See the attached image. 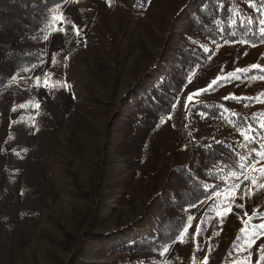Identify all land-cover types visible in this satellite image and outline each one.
Returning a JSON list of instances; mask_svg holds the SVG:
<instances>
[{
  "label": "trees",
  "instance_id": "obj_1",
  "mask_svg": "<svg viewBox=\"0 0 264 264\" xmlns=\"http://www.w3.org/2000/svg\"><path fill=\"white\" fill-rule=\"evenodd\" d=\"M5 1H8L6 5ZM68 2L0 0V264H16L40 228L47 199L53 200L57 196L52 173L58 152L56 133L59 128L49 129V123L44 124V119H49V111L45 114L44 109L38 114L34 142L31 141L33 132L28 128L22 134L26 141L7 143L6 140L17 138V130H12L10 124L25 117L11 105L18 95L24 94L23 87L29 83L30 72L43 60L45 40L53 28L55 16ZM261 21H264V0H203L194 11L186 14L180 43L175 48L181 60L162 73L145 92H140L143 88L140 81L130 87L120 99V106L123 105L126 112L110 117L109 126L119 120L115 148L126 166L120 179H108L110 170L94 141L97 130L83 115L86 108L77 107L73 117L76 153L82 160L92 162L94 167L87 189L76 184L87 204L81 210L74 208L75 230L63 228L62 237L49 238L70 254L63 264L81 263L82 246L87 237L98 235L94 226L109 190L121 188L116 203L131 206L142 193L157 187L155 173L168 174L173 180L171 194L162 203L151 234H139L104 249L108 254L101 264H164L165 255L168 254V260L181 241L179 237L188 225V217H192L193 210L205 201L199 220L191 222L193 226L199 225L200 234H195L197 225L192 231L193 226L187 227L183 240L186 239L187 246L193 249L204 239L207 227H213L207 240L211 245L204 250L211 252L216 245L214 211L227 195H234L231 205L236 206L237 220L233 217L230 224H244L245 229L234 233L236 245L228 246L223 264H246L244 249L264 235V229L260 227L264 224V180L261 179L264 173L260 171L264 165L255 171L252 167L264 163L261 156L264 154V113L261 112L254 122L250 116L226 109L213 99L189 104L187 108L184 104L189 91L202 77L201 70L206 69L207 59L215 55L214 59L218 61L213 60V68L218 69L224 48L248 43L260 50L259 44H264V34L260 31L264 23ZM68 32L65 28V36ZM202 41L210 44V50L202 46ZM219 49L221 54H213ZM238 50L237 55L248 51L242 47ZM84 51L89 67L97 75L94 64L97 55L88 48ZM258 62H261L260 56ZM255 71L264 76V68L257 67ZM207 75L204 73V77ZM177 98L180 102L173 109L172 104ZM166 116L171 117L178 138L194 149L196 160L192 166L171 154L157 153L153 161L146 159L151 136ZM245 135L254 139L246 140ZM41 137L48 141L40 142ZM18 180L21 200L15 215L16 202L9 191ZM236 185H239L238 189ZM253 196L257 202L254 208L249 200ZM242 237H245L244 248L240 247L243 244L237 245Z\"/></svg>",
  "mask_w": 264,
  "mask_h": 264
},
{
  "label": "rangeland",
  "instance_id": "obj_2",
  "mask_svg": "<svg viewBox=\"0 0 264 264\" xmlns=\"http://www.w3.org/2000/svg\"><path fill=\"white\" fill-rule=\"evenodd\" d=\"M20 1L32 3L39 0ZM202 1L69 0L55 16L53 28L45 40L44 58L30 72L29 83L23 87L24 94L18 95L11 105L13 110L25 116L18 123L10 124L12 130H17V138L10 137L6 142L26 141L22 134L27 128L33 132L31 141L34 142L38 114L44 109L45 114L50 113L49 119H44V124L49 123V129L59 128L56 133L58 152L52 173L57 196L53 200L47 199V206L40 218V228L17 258L16 264H63L70 255L49 238L62 237L63 228L74 231V208L81 210L87 204L76 184L83 189L88 188L94 165L82 160L76 153L73 117L77 107L82 110V107L86 108L82 113L97 130L94 141L110 170L108 179L122 178L126 166L115 148L119 120L109 126L110 117L115 113L126 112V108L120 106V99L130 87L140 81L143 87L140 92H145L162 73L168 72L181 60L175 48L180 43L184 18ZM61 16L62 20L59 19ZM65 28L69 29L68 36H65ZM201 44L206 50H210L208 42L202 41ZM241 47L248 51L237 55ZM84 48L97 55L94 61L97 75L88 65V55ZM258 48L260 50L248 43L224 48L225 53L220 55L222 62L218 69L213 68V60L218 61L217 58L214 59L215 55L207 59L206 69L201 70L202 77L189 93L206 88L217 76H227L229 73H235V76L220 81L209 91L194 97L190 104L213 99L226 109L241 112L257 122L261 112L264 113V103L248 98L264 99V76L251 67L258 65L264 68V44H259ZM221 52L219 49L213 54ZM259 56L261 62H258ZM238 69L241 71H237ZM204 73L208 75L204 77ZM37 77L40 78L39 82ZM230 95L239 99H224ZM168 117L163 118L166 122L160 123L154 130L145 157L153 161L157 153L171 154L176 155L184 164L192 166L196 160L194 149L178 138ZM4 132L5 129L2 130ZM42 133L46 134L44 131ZM41 141L48 139L41 137ZM263 165L264 163L258 164L255 169ZM244 176L236 183L239 184ZM153 177L157 180V187L142 193L131 206L116 203L115 198L122 191L121 188L107 192L94 226L98 235L94 238L87 237L82 246L83 258L79 264H101L108 254L104 249L129 241L139 234H151L161 205L171 194L173 180L168 174L160 176L155 173ZM261 179L264 180V174ZM9 194L16 202L14 211L17 215L21 200L19 180ZM233 198L234 195H227L214 211L216 245L211 252L204 251L211 245L207 240L213 227H207L206 234L202 237L204 239L193 249L187 246L186 239L179 241L168 260V254L165 255L164 264H205V261L206 264H223L228 246L235 244L234 233L245 229L244 224H230L233 217L237 220L234 210L236 206L231 205ZM253 199L249 198L254 208L257 202L254 196ZM205 202L193 210L191 222L199 220ZM229 207L232 211L226 212ZM196 225L197 223L194 226ZM244 238H240V243L237 242V245L243 244L241 248H244ZM246 247V264H264V241L259 249ZM259 255L262 256L261 261L258 259Z\"/></svg>",
  "mask_w": 264,
  "mask_h": 264
},
{
  "label": "snow or ice",
  "instance_id": "obj_3",
  "mask_svg": "<svg viewBox=\"0 0 264 264\" xmlns=\"http://www.w3.org/2000/svg\"><path fill=\"white\" fill-rule=\"evenodd\" d=\"M59 19L62 20V19H63V16L59 17ZM261 23H264V21H261ZM260 31H261L262 34H264V28H262ZM46 39H47V37H46ZM251 67H252V68H257V67H259V66H258V65H252ZM237 71H241V70L238 69ZM234 76H235V73H229L227 76H217V78L214 79V80H212L211 83H210L206 88H204V89H199V90H197L196 92L189 93L188 96H187V100H186V102H185V104H184V107L187 108V107L189 106V104L193 102L194 97L199 96L201 93H204V92L209 91V90L212 89L214 86L218 85V84L220 83V81L225 80V79H229V78L234 77ZM39 80H40V78L37 77V81H38V82H39ZM189 82H191V77H189ZM45 85H47V80H45ZM262 95H264V94H262ZM229 98H232V99H239L238 97H235L234 95H230V96H226V97H224V99H229ZM248 99H255V100H257L258 102L264 103V99H261L260 97H255V98L249 97ZM179 102H180V101H179L178 98L173 102V104H172L173 109L176 107L177 104H179ZM38 106H39V105H37V107H38ZM168 119H171V117H168ZM165 122H166V121H165L164 119H162V120L160 121V123H165ZM262 126H264V125H262ZM250 128H251V126H249V130H250ZM244 138H245L246 140H252V139H254V137H252V136H250V135H245ZM253 151H255V149H253ZM261 155H262V157H264V154H261ZM241 167H243V165H241ZM252 167H253V170L255 171V170H256V169H255V166L253 165ZM260 171H261L262 173H264V168H261ZM245 178L247 179V177H245ZM255 183H256V181H253V184H255ZM235 188L238 189V188H239V185H236ZM240 207H243V205H240ZM231 211H232L231 207H229V208L226 210V212H231ZM192 219H193V217H191V216L188 217V225H187V227H190V226H191V221H192ZM187 227H185V229H184V233L187 232ZM260 227H261V229H264V224H261ZM200 232H201V229H200L199 225H197L196 233H195V234H196V235H199ZM184 233H181V235H180V237H179V239H180L181 241L183 240V235H184ZM167 250H168V249H165V251H167ZM205 264H206V261H205Z\"/></svg>",
  "mask_w": 264,
  "mask_h": 264
},
{
  "label": "crops",
  "instance_id": "obj_4",
  "mask_svg": "<svg viewBox=\"0 0 264 264\" xmlns=\"http://www.w3.org/2000/svg\"><path fill=\"white\" fill-rule=\"evenodd\" d=\"M264 239V235H261L259 236L257 239H255V241L253 242V247L255 248H260L261 247V244L263 243V240ZM258 259L261 261L262 260V257L261 255L258 257ZM259 262V261H258Z\"/></svg>",
  "mask_w": 264,
  "mask_h": 264
}]
</instances>
